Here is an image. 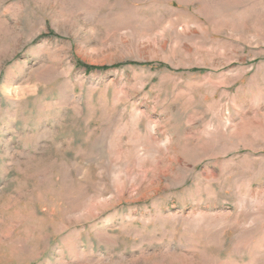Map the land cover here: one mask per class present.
I'll return each instance as SVG.
<instances>
[{
  "label": "rangeland",
  "instance_id": "374dc122",
  "mask_svg": "<svg viewBox=\"0 0 264 264\" xmlns=\"http://www.w3.org/2000/svg\"><path fill=\"white\" fill-rule=\"evenodd\" d=\"M0 264H264V0H0Z\"/></svg>",
  "mask_w": 264,
  "mask_h": 264
},
{
  "label": "trees",
  "instance_id": "16d2710c",
  "mask_svg": "<svg viewBox=\"0 0 264 264\" xmlns=\"http://www.w3.org/2000/svg\"><path fill=\"white\" fill-rule=\"evenodd\" d=\"M88 68H91V67H85V69H88Z\"/></svg>",
  "mask_w": 264,
  "mask_h": 264
}]
</instances>
